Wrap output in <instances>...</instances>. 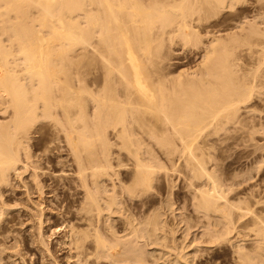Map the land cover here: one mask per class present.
I'll use <instances>...</instances> for the list:
<instances>
[{"label":"bare ground","instance_id":"6f19581e","mask_svg":"<svg viewBox=\"0 0 264 264\" xmlns=\"http://www.w3.org/2000/svg\"><path fill=\"white\" fill-rule=\"evenodd\" d=\"M167 1L168 3L165 0H154L153 3L152 0L151 3L150 0V4L145 0H0V112L7 114L6 120L4 118V121L0 120V220L10 213L11 207L8 208V206L10 201L13 202L12 199L16 198L11 193L5 195L7 191L5 187L13 181V174L21 177L26 173L27 177H32V181L29 182L22 180L26 189L25 195L26 193L31 195V192L38 193L36 199L40 201L43 193L49 192L45 191L50 187L45 181L49 172L42 167L43 160L53 159L50 153L54 148L59 149V146L50 148L52 139H45L43 130L52 128V131H55V134L51 131L52 134L56 135V139H62L63 146L71 155L70 165L75 168L76 179L84 189L82 190L84 198L81 199L79 203L81 206L77 211L67 210L64 213H58L63 217L66 228L60 245L69 250L67 260L73 259L69 264H104V262L157 264L161 260V264H176L180 259L186 260V255L189 253H186L184 249L186 254L181 255L179 251L185 248L184 245L180 248L179 245L176 246L177 243L175 245L169 241V244L168 236H165L167 234L164 233L165 235H159V237L156 234L159 233L156 232L157 230L166 227L160 223L159 213L150 214L152 210L150 212L147 210L150 215L146 213L148 216L147 218L144 216L145 220L134 218V213H131L132 215L128 213V217L126 216L124 221L121 220L124 222L121 230H116L113 216L126 210L125 206L122 208L123 193L134 199L152 189L153 181L160 168L174 173L178 170L177 167L184 166L190 168L195 179L212 180L213 173L209 169L211 167H208L212 159L209 148L212 144L217 146L220 143L217 140V144L216 142L211 144L212 139L209 136L211 134L216 136L221 133L219 132L221 130L227 131L226 127L229 124L235 126L237 123L239 125L244 123L239 117L245 114L241 115L240 112L241 116L238 115L241 108L239 102L244 99L247 101L252 85L241 87L237 79L230 77L233 75L236 77V71L241 68L234 69V66L239 63L237 64L233 54L226 52L224 63L219 60L221 53L219 48L224 46L225 42H229L225 39H231L234 34L225 39L215 36L209 44L206 43L208 45L205 46V53L198 66L192 68V72L179 71L177 75L175 74L176 76H171L174 70L172 63L168 62L169 60L164 61L166 59L162 53L165 42L172 44L180 35L186 41L194 32H198L193 23L195 20L201 21L205 16L202 11L206 7L211 9L222 7L237 0ZM256 1L260 4L264 3V0ZM260 4L257 5L261 9ZM252 26L254 28V25ZM253 31H255V37L252 53L255 68L251 81H253V93L259 98L264 95V90L262 91L264 89V30L255 26ZM196 35L199 36V34ZM196 35L194 34L195 37ZM203 44L205 45V42ZM160 57L164 58L162 59L164 62L159 60ZM168 57L170 56L166 58ZM227 63H229L228 69H226ZM219 67L222 68L221 72ZM224 69L229 71L227 75ZM224 76L230 78L224 81L222 79ZM233 85L236 86L233 87ZM261 100L264 102V99ZM255 105L254 112L261 113V109L257 104ZM249 110L246 113L249 114ZM256 117L259 116L256 115ZM245 118L244 116V120H247ZM257 118L256 121L259 120ZM256 121L253 120L255 124ZM249 124L250 122L247 125ZM256 126L262 127L259 123ZM258 128L254 127L255 130ZM224 134L227 135V132ZM212 137L215 141L218 139V137ZM257 138L258 136L255 139ZM156 145L161 150L159 158L160 154L158 156L154 154L159 151V149L155 151ZM259 146H262L261 143ZM40 149L44 155L37 153ZM47 151L49 154L46 153ZM262 151L264 149L260 150V153ZM162 157L167 166L161 161L162 165L157 163L160 158L163 159ZM118 167H131L129 181L119 178L121 172ZM21 169L23 172L20 171ZM50 176H52L51 173ZM108 180L112 181L111 186L107 184ZM216 181L208 182L212 184L214 192L205 189L200 195L196 194L199 196L197 208H201L205 212H202L204 215L210 210L216 211L224 207L219 198L223 197L225 191L222 190L223 195L219 194ZM205 185L208 184L205 182ZM219 188L222 189L221 186ZM57 203L60 205L58 201ZM232 206H230L232 209L236 208ZM232 209H230L231 214ZM43 215L45 212L42 209L38 215L39 238L37 240L46 244L48 241L44 240L45 235L42 231V224L45 221ZM20 216L21 218L27 216L30 219L34 217L28 210L23 211ZM144 217L141 218L144 219ZM14 219L13 214L8 221ZM260 222L257 218L254 221V225H258L255 232L258 238L260 237L259 245H256L258 250L264 248V229L259 226ZM220 223L218 219L212 224L216 227ZM218 230L214 229V234L216 232L218 234ZM60 231L61 229L57 228L54 233L59 234ZM174 231L172 233H176ZM15 241L18 244L20 240L15 238ZM172 242L175 243V240ZM141 243L145 244L143 247L164 243L166 248L176 252V256L172 258L171 253L174 252L171 251L157 256L155 249L152 251L154 259L149 260L147 257L144 258L147 253L143 255L144 257L137 254L138 251H143L137 250L142 247ZM158 250L161 252V248ZM253 251L256 253L255 250ZM257 254L260 255L259 252L256 256ZM240 255H244L251 262L250 264H253V254L252 258L246 253ZM10 256L12 257V254ZM39 257L48 259L44 255ZM255 262L257 263V260ZM185 263L189 264V262Z\"/></svg>","mask_w":264,"mask_h":264},{"label":"rangeland","instance_id":"374dc122","mask_svg":"<svg viewBox=\"0 0 264 264\" xmlns=\"http://www.w3.org/2000/svg\"><path fill=\"white\" fill-rule=\"evenodd\" d=\"M237 1H235L233 3H229L231 6L229 4H227L226 6H222V7H216V8L212 7V9H211V7L205 6L207 10L206 9L204 10V8H203V10L206 11V13L204 11H202L203 14H205V16L203 15L204 17H202L200 22L195 20L193 23V24H195L194 27H196L198 30V32L196 31V32H194V34L195 35L199 34V36L196 35V37H195L194 34H192V37L190 36L188 38V40L186 39V41H185V39L180 35V36H177L175 38V41H174L175 43L172 42V44H171L168 41L165 42L166 45H168V46H166L164 44V46L162 48L163 49L162 53L164 54L163 57L165 56L166 60H164V58H162V57L159 58V60H161V61H163V60L168 61L169 60L168 62L173 64V65L171 64L172 68L174 69L172 71L173 75H171V76H174L175 74L177 75L179 73V71L185 72V70H186V71L192 72V70L198 66L197 64H199V61L202 59L201 57H203V55L205 53V48L210 43V41L213 37L221 36V38L225 39V38L231 36L232 34H234V35H232L231 39L230 38L225 39V41L229 40V42L228 41L225 42V45L221 46L219 48V52H221L219 60H222L224 63V60H223V59H225L224 57L229 53L233 54V57H235L237 60V64L238 63L240 64V65L238 64L237 66H234L235 68L234 67L233 68L237 70V69H239V67H241L242 69L240 68L241 70L239 69L238 71L235 70L237 72L236 77H234L235 75L230 76V77L235 78L234 80L237 79L236 81H237V83L239 82L238 85L241 87L244 85H247V86L252 85L251 86L252 90L249 94L250 96L248 95L246 98L247 101L244 99L241 102H239V105L241 104L240 105L241 108L239 106L240 111H239L238 115L240 114V112H241V115L245 114L244 116L247 118L248 121L244 120V116L239 117V119L242 118L243 121L241 119L240 120L242 122H244L243 123L244 125L240 124L243 126L240 127L239 123H237L235 126H234V124L233 125L229 124L230 126L227 125V127H226L227 131L221 130V131H219L221 133L216 134V136H215V134H213V135L211 134L209 137H211L212 140L208 137L209 141L211 140L210 141L211 144L213 142H214V144H215V142L217 144V140H218V143H220V144H217V146L212 144V146L209 148V149H211L209 152L210 153L212 152L211 158L213 159V160L211 159V162H210L211 164H208V167H211L209 169H211L212 173H213V179L210 181L215 182L218 179L216 181V183H218V190L220 191L219 194L223 195L224 194L223 191H225L226 196L224 194L223 197L225 199H227V201H226L227 203L225 202V199L223 197H221V199L219 198L220 203L222 205L224 204L223 205L224 207H222V209L216 210L217 212L210 210L204 215L205 212L201 208H197V205L199 203V201H198L199 196H197L196 194L199 193L198 195H200L201 191L205 190V189L211 190L212 192H214V190H212V184H209L212 182H210L207 178H206V180H205V178H202V179L196 178L195 179V177L192 176V172H191L190 168H188V167L179 166V167H177L178 170L174 171V173L168 172L164 168H160L156 174V176H157L156 179L153 181L154 184L152 186V189H150L149 192L144 193V194H142V195H140L134 199L131 197H128L126 193H123L122 199H123L125 205L122 204L123 207H122V205H121V207L124 208V206H125V208H124V209H126V210H124L125 214L123 211H121L123 213L119 212L118 213L119 215L116 213L115 216H113L114 224L117 227V228L115 227L116 230H118V229L121 230L122 224L124 223L121 220L124 221L126 216L128 217V213L129 214L134 213L133 214L134 218H140L142 220H145L147 218L146 216H148L150 214H153L156 212L159 213L160 217H161L159 219V221L162 225L164 224L163 226L166 225V227H163L162 225L159 224L161 227H163V229L161 228V229H159L160 231L159 230L156 231L159 233H156V232L155 233L158 235V237H159V235L163 236L164 233L167 234V235L164 234L165 236L169 237V238L167 237V242L170 241L171 244H175V245L177 243L176 246L179 245L178 247H180V248H182L183 247L182 245H184L185 248L183 247V250L179 249L181 255L183 253L184 254L189 253L186 255L187 256L186 260H189V261H186L185 258H184V260L180 259V261L178 262L179 264H180V262H181V264H184L185 262H189V264H250L251 262L248 259H246L244 257V255H240L242 253L248 254L251 258L254 255L255 257L253 256V259H252L253 264L254 263L255 264H263L264 263V248L259 249V250H261V251H259L258 247H257L259 245L258 240L260 237L258 238L257 232H255V231H256L258 225H256L257 227L254 225V221L257 218L258 220H260L263 223L262 224L260 222L259 226L262 229H264V164H262V163H264V161H263L264 160V151H262L260 153V150L264 149V146H263L264 145V142H263L264 141V138H263L264 137V129H263L264 123L262 122V121H264V112H263L264 109L262 110V108H264V102H263V100H261V99H264V98H262V97H264V95L259 94V95H261V96H259V98L260 97L261 98L260 99L257 98V95L255 93H253V81H251V80H253L254 68H255L254 57H253V53H252L253 52V38L255 37V33H254L255 31H253V29L255 30V26H259V28L261 30H264V23H263L264 22L263 21L264 20V5H263L264 3L262 2V4H260L256 0H239L238 2ZM145 2L150 3V0L149 1L145 0ZM165 2L168 3L167 0H165ZM151 3H152V0H151ZM153 3H154V0H153ZM257 4H260L262 8L260 9V6ZM208 8H210L211 10ZM217 8H219V9H217ZM214 9H216L217 11L216 10L213 11ZM260 16H261V18H259ZM253 22L255 24H253ZM250 25L251 26L254 25V28H253V26L251 27ZM260 25H261V27H260ZM241 26H242V28H241ZM232 32H234V33H232ZM192 39H195V40H192ZM200 39L203 42H205V45L203 44V42ZM230 40L232 43L230 42ZM197 41H198V43H197ZM199 41H201V42H199ZM206 43H208V44L206 45ZM167 47H170V48H167ZM223 47H224V49H223ZM165 49H166V51H165ZM167 49H169V50L171 49V51H169ZM220 50H222V51H220ZM163 51H165V52H163ZM226 52H227V54H226ZM165 54H167V55H165ZM201 54H202V56H201ZM168 55L170 57L166 58ZM222 56H223V58H222ZM237 58H239V60ZM228 64L229 63H227L226 67L228 66ZM226 69H228V67ZM219 70L221 72L222 68L219 67ZM223 71L224 72L226 71L225 75H227L228 74L227 72H229L228 70H225V69ZM243 75H245V76H243ZM230 77L224 76L222 79L224 81H227ZM241 77H243V78H241ZM222 79H220V80L223 81ZM235 86L236 85H233V87H235ZM263 90L264 89H262V91ZM254 98L257 100H255ZM258 99H259V101H258ZM243 101H245L244 104L242 103ZM256 101L258 103H256ZM254 103L257 104L258 107L261 109V113H259L258 111H256L257 113L254 112L255 111L254 107L256 106ZM246 107H249L250 110H249V108H246ZM248 110L250 111V113H249L250 117H249V114L246 113V111L248 112ZM251 110H253V111L251 112ZM259 114L261 115L262 118L260 117ZM3 115H5V116H3ZM241 115H239V116H241ZM256 115L259 117L257 118ZM6 116H7V114L0 112V120L1 121L6 120L5 119ZM254 116H255V118H254ZM3 118H4V120H3ZM256 118L259 120L256 121ZM261 119H263V120L260 122ZM253 120L256 121L257 125L259 123V125H261L262 127L258 126L259 127L258 128L256 126L255 122H253ZM246 122H248V123L250 122L249 126L247 125L248 123H246ZM254 127L260 129L261 131L258 129L255 130ZM239 128H241V129L239 130ZM228 129H230V130H228ZM235 129H237V131ZM262 130H263V132H262ZM51 131H52V128L44 129L43 134H44V136H46L44 138L45 139L47 138V140L50 138L52 139V140H50L52 142L49 144L50 148L55 147V146H59V149L54 148L52 150V152L50 153V155L53 156V159H51L50 161H49V159L48 160L46 159L47 161L43 160L44 165H42V167L44 168L45 171L47 170V172H49V176L46 178L45 181L50 187V188L47 187L48 189L45 191H49V192L43 193L44 195H42L43 197L40 199V201L39 200L37 201V199H36L38 193H35V192L32 193L31 192V195L27 194V193L25 195L24 192L26 189H24L23 184L25 181L29 182L32 179L31 176L27 177L28 174H26V173H24L21 176L22 178L20 176L13 174L14 175V177L12 176L13 181L11 179L12 182H10V184L5 187V189L7 190L6 191L7 194L5 192V195H8L9 193H11L13 197H16L15 198L16 200L12 199L13 202L10 201V205L8 206V208L11 207L9 210V212H10L9 214L11 216H13V214H14L15 219L13 220L14 222L8 221L9 218L11 219V216L8 214L7 216L4 215V217L0 220V223H1L0 224V232H1L0 233L1 234L0 235V243L2 242L1 243L2 245L0 244V249H1L0 250V257L1 258L5 257V259H0V264H4V263L5 264H42L43 262H45L46 264H67V263L69 264V263H71L70 261H73V259L67 260L69 250L67 248H65L62 244L60 245V242L63 239L66 228L64 227L65 224H63V217H61L58 213H60V212L64 213V212H67V210H70L72 212L77 211L78 208L81 206V204L79 206V203H81L80 201H82L81 199L84 198L83 197L84 196V192H83L84 189L79 185V182L76 179V173H75L76 171L74 170L75 168L70 165L71 161H69L71 158L70 157L71 155H69L68 150L63 146L64 143L62 142V139L61 138H58L59 140L56 139L57 138L56 135H53V134H55V131L54 130H53L54 132L52 131L53 134ZM253 131H255L256 133ZM226 132H227V135L224 134ZM258 132H259V134H257ZM262 133H263V135H262ZM222 134H223V136H222ZM112 135H110V137L113 138ZM218 135L222 136V137L219 138ZM251 135H253V136H251ZM212 136H214L215 138L218 137V139H216V141H215V139H213ZM256 136H258L259 139L258 138L255 139ZM259 136H261V137H259ZM252 137H254V138H252ZM223 138H224V140H223ZM260 138H262V139H260ZM256 140H258V142H260L262 146H259L260 143H258ZM254 141H256L257 144H256V142L254 143ZM221 143H223V144H221ZM254 146L257 148V150ZM157 147L158 146L156 145L155 151L157 149H159ZM261 147H263V149ZM258 149H260V150L258 151ZM41 151H42L41 149L39 151L37 150V153L44 155V152L43 151L41 152ZM46 153L49 154L48 151ZM154 154L156 156H158V154H160V156H158V158L161 157V150L159 149V151L157 153H154ZM262 157H263V159H262ZM162 158L164 159V157H162ZM163 159L160 158V160H158L157 163L158 164L160 163L161 165L163 163H165L164 165H166L167 163L165 162V159L164 160ZM59 160H60V162H59ZM160 161L163 163H161ZM129 163H131V162H129ZM213 163L215 165H212ZM128 167H118V170L121 172V175L119 176V178L122 177L124 179V181H129V179H130L129 177H130L131 173L129 170H131V167L130 168H128ZM20 171H22V169ZM50 173L52 176H50ZM128 175H129V177H128ZM184 176H185V178H184ZM214 176H215V178H214ZM28 178H30V179H28ZM74 179H76L75 180L76 182L74 181ZM22 180H24V182ZM220 181L221 182L223 181V182L221 183ZM110 182H112V181L108 180L107 184H110V186H111ZM118 182H119V180L117 181V183ZM205 182L208 185H205ZM12 183H13V185H12ZM76 183H78V184H76ZM222 184H224V185H222ZM197 185H198V187H196ZM207 186H210V187H207ZM220 186L222 187V189L219 188ZM118 189H120V188L118 187ZM8 190H10V191H8ZM50 194H51V196H50ZM124 197H125V199H124ZM31 198H32V200H31ZM167 200H168V202H167ZM228 200H230L229 201L230 205L228 204ZM57 201L60 203V205L57 203ZM169 201H170V204H168ZM226 204L228 207L226 206ZM232 204L236 208L232 209L230 207V206H232ZM18 207H20V209H17ZM229 207H230V209L233 210L232 211L233 216H231L232 214L230 213L231 210L229 209ZM226 208L228 211L226 210ZM11 209H14V210H11ZM42 209L45 212V215H43V219H45V221L42 224V231L44 232L43 234L45 235L44 240L48 241V242H46V244L41 243L37 240L39 238L38 237L39 236V230H37L39 228L38 215L40 214ZM25 210H28L29 212H31L33 214V216H34L33 219L27 218V216H22V218H21L20 214L23 213V211H25ZM130 210H132V211H130ZM147 210L149 212L151 210L152 211L149 214V212ZM54 211L56 213L55 214L53 213L54 214L53 215L52 212H54ZM202 212H204V213H202ZM138 213L140 215H137L138 216L137 217L136 214H138ZM146 213H148V215H146ZM218 213H220V214H218ZM131 215H129V216H131ZM211 215H212V217H211ZM142 216L143 217L145 216L146 218L144 217V219H143V218H141ZM225 216H227V218ZM208 218H210V219H208ZM213 218H214V220H213ZM217 218L220 220L221 223L215 227L212 223L216 222V220H218ZM161 219H162V221H161ZM165 220H166V222H165ZM226 220H228V221H226ZM204 222H205L204 225L206 227L203 225ZM210 222H212V223H210ZM217 223H218V221H217ZM167 224H168V226H167ZM119 226H120V228H119ZM222 226H223V229H222ZM2 227H4V228H2ZM173 227H174V229H173ZM207 227H209V228H207ZM57 228L61 229L59 234L54 233ZM2 229L6 233H4V231H2ZM214 229H217V230L219 229L218 234H217V232L214 234V232H215ZM6 230H8V231H6ZM173 230H175L174 232H176V233H172ZM167 231L168 232L171 231V232L166 233ZM206 232H207V234H205ZM3 233L5 234L6 237L4 236ZM120 235H122V233H120ZM222 236H223V238H222ZM4 237H5V239H4ZM214 237H215V239H214ZM15 238L17 240L19 239L21 242L19 241L20 243L18 242V244H17L15 241ZM168 239L175 240V243L172 242V240H168ZM176 240H177V242H176ZM33 241H34V243H33ZM199 241H200V243H199ZM170 242H169V244H170ZM19 244H21V245H19ZM162 244L161 245L152 244V245H146V247H143L145 244L141 243L140 245H142V247L138 246L139 249H137V248L136 249L137 250L141 249L143 251H138L137 254L143 256L147 253V255H145V257L144 256L143 257L144 258L147 257V259L153 260L154 258L152 255V251H154L156 249L157 251H155V254L157 256H159L160 254H162L164 252H168V251L174 252L173 254L171 252H169V253H171L172 258L176 256V254H175L176 252L174 250H170V248L168 249L164 246V243H162ZM190 244H191V246H190ZM253 244H255V245H253ZM10 246L13 247V249ZM160 248H161V252H160V250H158ZM7 249H9L10 251ZM184 249H185L186 253L184 252ZM253 250H255L256 253L259 252L260 255L258 256V254H257V256H256V253H254ZM10 253L12 254V257L10 256L11 255ZM149 253H150V255H149ZM39 255H44V256H46L45 258H48V259H40ZM6 257H8V258H6ZM22 257H23V259H21ZM258 257H260V259ZM92 259H96V258H92ZM100 259H103V258H100ZM255 259L257 260V263L255 262L256 261ZM161 262H162V260L158 261L157 264H159V263L161 264ZM178 263H176V264H178ZM104 264H108V263L104 262Z\"/></svg>","mask_w":264,"mask_h":264}]
</instances>
